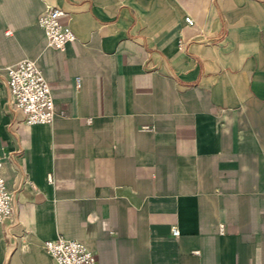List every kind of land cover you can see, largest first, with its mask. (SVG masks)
<instances>
[{
	"label": "crops",
	"instance_id": "0c3cea01",
	"mask_svg": "<svg viewBox=\"0 0 264 264\" xmlns=\"http://www.w3.org/2000/svg\"><path fill=\"white\" fill-rule=\"evenodd\" d=\"M48 6L77 35L63 49ZM23 58L52 122L9 103ZM0 154V264H58L59 235L97 264H264V0H0Z\"/></svg>",
	"mask_w": 264,
	"mask_h": 264
},
{
	"label": "built area",
	"instance_id": "2783aa9c",
	"mask_svg": "<svg viewBox=\"0 0 264 264\" xmlns=\"http://www.w3.org/2000/svg\"><path fill=\"white\" fill-rule=\"evenodd\" d=\"M63 11L58 6H48L38 18L44 29L47 45L63 49L74 40L75 31L62 21ZM186 21L193 24L194 18L186 16ZM179 47L184 42L179 40ZM10 87L9 103L25 113L27 124L52 122L56 116L55 100L51 84L36 59L23 58L6 66ZM3 155L0 154V222L12 217L14 211L13 194L8 187L2 171ZM221 229L224 225L221 224ZM175 235L180 233L177 225L172 226ZM44 249L51 254L58 264H97L96 253L82 240L59 235L43 241Z\"/></svg>",
	"mask_w": 264,
	"mask_h": 264
}]
</instances>
